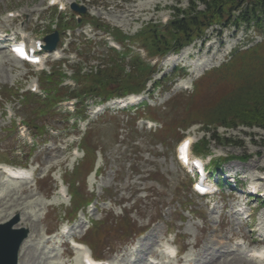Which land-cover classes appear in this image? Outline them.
<instances>
[{
  "label": "rangeland",
  "instance_id": "374dc122",
  "mask_svg": "<svg viewBox=\"0 0 264 264\" xmlns=\"http://www.w3.org/2000/svg\"><path fill=\"white\" fill-rule=\"evenodd\" d=\"M75 1L85 6L90 15L129 35L135 34L142 24L166 22L170 19L174 8L187 5L186 0ZM72 2L74 1L63 0L66 11ZM47 8L48 0H0V31H12L17 36L42 37L41 34L46 35L44 30L49 24ZM8 12H12L16 17L9 18ZM101 36V32H93L86 26L75 32L73 40L66 38V42H71L76 51H71L73 46L68 47L70 52L68 54L64 55L58 51L65 58L77 54V61L85 57L82 63L85 69H89L106 60ZM206 38V41H198L187 47L185 50L188 53L181 58L161 63L160 74L153 78L158 79L162 75H167L168 78L173 79L175 74H187L183 78H175L174 81L177 83L173 84L170 91L166 92V90V93L163 90L157 91L153 98L149 99L150 108L154 109L161 118L169 117L170 124L176 117V111L181 114L182 107L189 100L188 96L192 92L191 83H187V89H179L182 87L179 84L186 82V79L188 82L192 79V82L198 81L205 73L227 62L238 47L248 48L251 42L262 40L259 35L246 31L244 27L236 29L232 26L227 29L216 28L208 32ZM88 40L92 43H88ZM54 56L51 54L48 60L54 59ZM153 60H155L153 63L156 62V59ZM176 66L178 68L174 70ZM126 67L129 70V66ZM35 74V70L10 59L7 51L0 46V88L6 85L18 87L24 92L37 82ZM170 81L162 82L165 88L170 86ZM152 82L153 80L149 81L148 89H152L150 85ZM203 84L200 91L206 84L214 85L209 77H204ZM175 97L181 103L179 109L171 108V111L166 113L167 103ZM211 97L212 95L197 103L192 101L191 104L199 106L209 101ZM143 99L148 97L144 95ZM0 103L2 104H0V149L5 150L0 155V159L5 157L11 160V163L17 162L15 164L23 165L27 162V169L35 170L34 181H29L28 184L9 182L0 172V222L7 221L18 213L19 222L16 227L23 226L29 229V235L21 246L19 264H80L79 254L68 248L67 240H62L57 231L62 223L59 215L69 205L68 198L66 200L58 196L57 187H60L61 176L67 171L70 172L76 160L81 157L80 152L74 151L75 147L70 148L78 137H64L63 123L50 120L52 126L62 130L56 133H59V139L37 138L39 146L36 153L30 155L28 132L24 133V136L9 132L12 124L10 118L13 116H17L18 125L21 120L30 121L25 110L22 112L23 116L21 106L16 100L12 102L4 100ZM5 103L8 104L4 106ZM109 107L111 108L109 113L114 117L102 118L98 122L95 121L102 112L98 113L90 108L89 121L94 122L91 127L96 128L92 133V140L96 144V165L101 167L102 173L90 175L86 190L90 198H97L95 201L98 202L104 197L107 198L103 200L108 201L106 203L100 201L99 204L94 202L86 215L80 213L75 223L70 226L71 236L82 240L89 227L87 219L99 221L107 218L108 214L122 218L126 212H129L128 220L131 223L141 228L148 227V230L131 245L123 247L120 238L119 241L107 243L111 248L100 247L104 255L102 259H107L110 264H151L153 259H160L161 262L159 255L164 245L173 242L178 248L186 247L181 257L183 260L177 259L161 264H176V262L178 264H264V256L252 257L253 252L261 251L264 254V201L250 200V210L242 206L246 201L247 186L250 185L251 180L262 176L260 172H264V130H250L243 127L229 131L218 130L219 134L232 137L244 144L242 148L222 147L216 142L210 144L214 157H233L222 166L224 178L236 175V181L244 184L243 194H240L241 190L236 192L232 187L226 186L221 189L218 199L202 200L195 198L183 187L186 186L184 174L174 157V147L179 136H175L164 146L159 138H152L141 129L146 127L145 120L137 121V133L131 131L130 117L137 116L138 111L133 109L125 113H116V105L111 104ZM200 110L205 111L202 107ZM112 119L115 120L111 121ZM85 129L86 125L83 124L80 130L83 132ZM186 135H189L195 143L204 136L211 139V134H206L199 126L190 128L184 133V136ZM127 136L135 137V142L130 143ZM15 149L23 155L18 157L19 159L10 157V154L14 156ZM156 172L159 175L152 176ZM157 176H161L159 179L163 180L162 183L157 181L155 178ZM42 177L45 181L37 187L36 179L40 180ZM77 186L80 187L81 183ZM259 186L264 193V183H260ZM237 188L240 189L242 186L239 185ZM92 191L96 195L91 194ZM240 198L243 202H240ZM188 211L194 214H189ZM249 213L252 217L247 219ZM169 232L177 235L176 241ZM53 236L59 237L55 239ZM114 250L115 254H113Z\"/></svg>",
  "mask_w": 264,
  "mask_h": 264
},
{
  "label": "trees",
  "instance_id": "16d2710c",
  "mask_svg": "<svg viewBox=\"0 0 264 264\" xmlns=\"http://www.w3.org/2000/svg\"><path fill=\"white\" fill-rule=\"evenodd\" d=\"M175 11L167 24H149L132 37L126 36L120 30H115L114 35L120 42L124 40L136 42L144 47L150 56L162 58L171 52H178L195 41L204 39L213 27L225 28L228 25H245L246 27H256L259 32H264V0H188L186 9H176ZM94 25H99L100 29L104 28L106 31L110 30L109 26H103L99 22H95ZM122 63L116 55L112 54L110 64L98 70L96 74L82 76L76 69L74 77L81 87L77 96L82 99L94 97L104 100L111 96L142 92L145 89L146 81L154 70L136 55L131 60L129 73L125 72ZM61 77L60 68L54 66L50 77L43 76L41 78V87L48 94L46 100L42 101L29 93L20 97L15 89L7 86L2 87L0 99L15 100L19 98L32 127L37 129L40 136H44L43 120L55 119L57 116L53 110L55 104L68 97L66 90L59 87ZM204 77L211 78L214 85L206 84L200 91L204 86ZM204 77L199 80L194 94L188 96L189 100L182 107L181 114L176 111L173 123L170 124L169 117L161 118L154 110L147 111L152 119H158L162 123L159 130L149 133L150 137L159 138L160 142L162 141V144L166 146L172 138L180 136V131L186 130L192 124L200 123L207 133L212 132V140L215 142L217 140L219 145L243 147V144L232 140V138L218 136L215 133L216 129L218 127L235 129L242 126L264 130V42L246 50H236L227 63ZM205 91L207 92L205 93ZM211 95V99L204 104L199 106L191 104L192 101L197 103ZM180 105L177 97L171 99L167 103L168 111L166 113H169L171 108L179 109ZM200 107L205 111L201 112ZM85 112V107L81 105L78 115L86 119ZM37 121L40 122L37 123ZM134 124L135 119L130 122V128L131 131L137 133ZM94 129L91 127L82 137L81 148L85 152V159L79 162L73 172L67 173L65 178L69 183L72 196L71 213L73 216L91 202L86 192L85 181L92 171L95 159L96 144L92 140ZM127 138L131 139V142H135V137L128 136ZM209 144L210 141L204 140L195 147V151L207 154ZM92 158L93 161L88 160ZM232 158L229 157V159ZM216 161L213 164L214 169H218L219 164L222 163L221 160ZM153 175L159 174L156 172ZM159 177L161 176L155 178L162 183L163 180L160 181ZM185 181L186 186L183 187L189 190L190 182ZM78 183H81L80 187L77 186ZM188 212L191 214V211ZM128 214L129 212H126L122 218L108 214L107 218L93 222L85 240L90 242L97 251H100V247H109L108 242L113 243L115 240L119 241L120 238L122 239L121 245L129 243L148 227H137L135 223L128 220Z\"/></svg>",
  "mask_w": 264,
  "mask_h": 264
},
{
  "label": "water",
  "instance_id": "95a60500",
  "mask_svg": "<svg viewBox=\"0 0 264 264\" xmlns=\"http://www.w3.org/2000/svg\"><path fill=\"white\" fill-rule=\"evenodd\" d=\"M17 217L0 225V264H17L18 253L22 241L29 233L27 228L13 229Z\"/></svg>",
  "mask_w": 264,
  "mask_h": 264
},
{
  "label": "bare ground",
  "instance_id": "6f19581e",
  "mask_svg": "<svg viewBox=\"0 0 264 264\" xmlns=\"http://www.w3.org/2000/svg\"><path fill=\"white\" fill-rule=\"evenodd\" d=\"M187 53H188L187 50L183 51V52L180 54V58H181L183 55L187 54ZM171 60H175V58H174V59H169L168 62L171 61ZM210 63H211V60H210ZM187 83H190V82L186 81V84H187ZM182 87H183V86H182ZM23 173H24V172H23ZM79 246H80V244H79Z\"/></svg>",
  "mask_w": 264,
  "mask_h": 264
}]
</instances>
